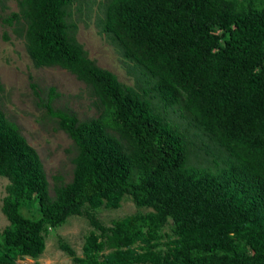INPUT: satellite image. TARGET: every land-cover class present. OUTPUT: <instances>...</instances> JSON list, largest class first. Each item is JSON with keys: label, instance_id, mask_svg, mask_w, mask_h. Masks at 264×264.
<instances>
[{"label": "trees", "instance_id": "trees-1", "mask_svg": "<svg viewBox=\"0 0 264 264\" xmlns=\"http://www.w3.org/2000/svg\"><path fill=\"white\" fill-rule=\"evenodd\" d=\"M78 1L17 0L18 11L3 19L36 66H59L85 82L98 114L80 120L55 109L51 88L45 105L76 145L73 178L53 196L39 152L0 107L9 221L0 264L39 258L50 232L74 215L94 228L83 256L58 237L78 264H264V0H107L99 18L160 102L211 139L199 134L207 166L191 164L189 133L148 90L89 57L69 22ZM128 194L152 210L103 223L97 209L117 208Z\"/></svg>", "mask_w": 264, "mask_h": 264}, {"label": "rangeland", "instance_id": "rangeland-1", "mask_svg": "<svg viewBox=\"0 0 264 264\" xmlns=\"http://www.w3.org/2000/svg\"><path fill=\"white\" fill-rule=\"evenodd\" d=\"M106 2L107 0H80L71 6L69 22L75 26L78 40L84 45L89 57L100 67L113 71L127 85L135 86L141 91L148 90L147 96L153 103L173 123L189 133L192 140L191 164L209 165L211 162L206 159L210 157L205 150H199L198 146L201 145L200 135L206 143L213 144L211 139L195 123H191L187 114L178 107H165L156 97L149 78L142 75L140 67L126 58L111 37L99 28V18L103 16ZM18 9L17 0H0V107L19 125L23 135L39 152L50 182L51 195L54 196L58 185L73 178L76 145L69 134L58 127L57 118L50 115L45 105L51 88L56 92L52 100L55 109L73 112L80 120L97 116L98 109L86 83L72 72L59 66L35 65L28 53L25 39L14 31L13 26L3 21ZM31 83L38 86L40 95L35 94ZM7 183V178L0 177V231L9 223L2 211ZM150 210L152 208L138 205L128 194L117 208H98L97 216L106 225H112L115 220L126 215ZM92 229L94 228L87 217L71 216L64 225L50 232L46 249L39 258L27 256L19 259L16 264H78L60 247L58 237H64L78 255L83 256L85 236Z\"/></svg>", "mask_w": 264, "mask_h": 264}]
</instances>
